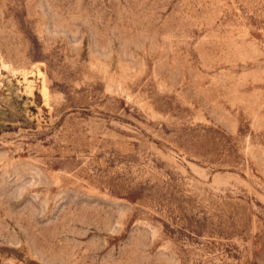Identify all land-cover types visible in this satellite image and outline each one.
<instances>
[{
  "label": "rangeland",
  "instance_id": "1",
  "mask_svg": "<svg viewBox=\"0 0 264 264\" xmlns=\"http://www.w3.org/2000/svg\"><path fill=\"white\" fill-rule=\"evenodd\" d=\"M0 264H264V0H0Z\"/></svg>",
  "mask_w": 264,
  "mask_h": 264
}]
</instances>
